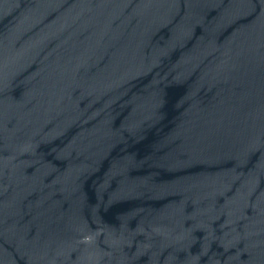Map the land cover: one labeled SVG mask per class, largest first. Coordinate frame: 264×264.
Wrapping results in <instances>:
<instances>
[{"label": "water", "instance_id": "obj_1", "mask_svg": "<svg viewBox=\"0 0 264 264\" xmlns=\"http://www.w3.org/2000/svg\"><path fill=\"white\" fill-rule=\"evenodd\" d=\"M0 264H264V0H0Z\"/></svg>", "mask_w": 264, "mask_h": 264}]
</instances>
